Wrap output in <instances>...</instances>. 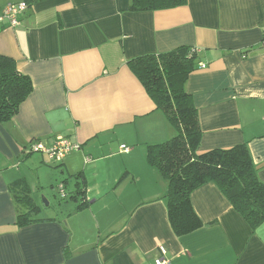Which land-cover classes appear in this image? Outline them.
I'll return each mask as SVG.
<instances>
[{"label": "crops", "instance_id": "obj_1", "mask_svg": "<svg viewBox=\"0 0 264 264\" xmlns=\"http://www.w3.org/2000/svg\"><path fill=\"white\" fill-rule=\"evenodd\" d=\"M19 1L30 7L19 25L0 22V54L33 91L0 120V264H153L160 247L171 264H264V223L253 229L214 183L191 195L202 225L176 233L168 179L148 159L175 129L129 66L197 49L206 66L186 90L202 130L198 152L247 143L264 182V0L155 11H134L133 0H0V14ZM58 137L80 144L61 163L29 151L33 140L51 147ZM62 183L63 204L41 205ZM33 206L40 220L20 226Z\"/></svg>", "mask_w": 264, "mask_h": 264}, {"label": "trees", "instance_id": "obj_2", "mask_svg": "<svg viewBox=\"0 0 264 264\" xmlns=\"http://www.w3.org/2000/svg\"><path fill=\"white\" fill-rule=\"evenodd\" d=\"M186 3L187 0H133L131 9L155 11ZM198 65V50L188 46L129 61L131 70L175 129L172 138L148 147L149 161L159 166L168 179L165 198L170 222L178 235L198 229L202 222L192 206L191 195L204 184L214 183L250 226L257 229L264 223V182L248 144L198 152L202 130L198 110L186 90L187 79ZM32 91L31 78L19 71L16 60L0 54V120L13 118ZM37 142L33 140L29 147ZM62 184L66 190V184ZM79 184L76 183L78 188ZM77 192L83 193V188ZM38 211L39 207L33 206L30 212L22 213L19 225L40 220L35 218Z\"/></svg>", "mask_w": 264, "mask_h": 264}, {"label": "built area", "instance_id": "obj_3", "mask_svg": "<svg viewBox=\"0 0 264 264\" xmlns=\"http://www.w3.org/2000/svg\"><path fill=\"white\" fill-rule=\"evenodd\" d=\"M29 7L30 3L27 1L8 3L0 14V22H5L11 27L19 25L21 16ZM262 44L264 45V36ZM199 65L201 67L206 66L204 64ZM121 147L124 151H129L126 145H122ZM79 148L80 144L74 143L65 137H58L51 147H46L41 142H37L30 147V151L43 152L52 162L61 163L69 152ZM58 190L61 197L65 198L66 190L63 184L59 185ZM153 264H171V260L167 257V250L164 247H160V255L155 259Z\"/></svg>", "mask_w": 264, "mask_h": 264}, {"label": "rangeland", "instance_id": "obj_4", "mask_svg": "<svg viewBox=\"0 0 264 264\" xmlns=\"http://www.w3.org/2000/svg\"><path fill=\"white\" fill-rule=\"evenodd\" d=\"M39 201H40L41 205L44 204V206H47V202H51L52 207L63 204V199L59 193V190H54L53 195L51 196L50 199L44 195V196L39 198ZM49 211H51V209ZM45 213L48 214L49 213L48 210Z\"/></svg>", "mask_w": 264, "mask_h": 264}, {"label": "water", "instance_id": "obj_5", "mask_svg": "<svg viewBox=\"0 0 264 264\" xmlns=\"http://www.w3.org/2000/svg\"><path fill=\"white\" fill-rule=\"evenodd\" d=\"M60 185H61V184H60ZM58 187H59V186H58ZM48 205H50V203H49V202H47V206H48Z\"/></svg>", "mask_w": 264, "mask_h": 264}]
</instances>
